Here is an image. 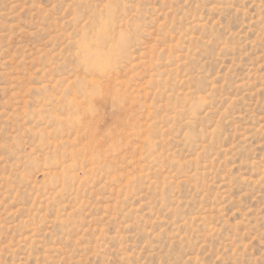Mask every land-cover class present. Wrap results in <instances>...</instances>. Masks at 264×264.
Wrapping results in <instances>:
<instances>
[{"label": "rangeland", "instance_id": "rangeland-1", "mask_svg": "<svg viewBox=\"0 0 264 264\" xmlns=\"http://www.w3.org/2000/svg\"><path fill=\"white\" fill-rule=\"evenodd\" d=\"M0 264H264V0H0Z\"/></svg>", "mask_w": 264, "mask_h": 264}]
</instances>
